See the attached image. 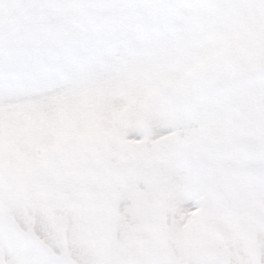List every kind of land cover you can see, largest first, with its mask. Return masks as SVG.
I'll return each instance as SVG.
<instances>
[{
    "label": "snow or ice",
    "instance_id": "snow-or-ice-1",
    "mask_svg": "<svg viewBox=\"0 0 264 264\" xmlns=\"http://www.w3.org/2000/svg\"><path fill=\"white\" fill-rule=\"evenodd\" d=\"M42 3L0 7V208L7 216L0 231L30 232L26 239L70 264H264V186L249 187L221 150L232 136L223 115L173 118L180 94L142 82L135 60L107 78L72 73L40 91L22 83L28 65L19 38L41 25L63 27L39 15ZM69 7L95 14L86 32L74 33L76 50L60 54L84 68L116 50L146 55L167 42L155 26L190 22L193 12L216 21L215 47L240 58L252 52L264 65V0H72ZM240 12L243 18L225 19ZM248 106L255 125L240 136L264 150V91L253 90ZM130 165L137 177L130 190L105 193ZM41 215L65 237L59 253ZM19 264H45V257L33 248Z\"/></svg>",
    "mask_w": 264,
    "mask_h": 264
},
{
    "label": "clouds",
    "instance_id": "clouds-1",
    "mask_svg": "<svg viewBox=\"0 0 264 264\" xmlns=\"http://www.w3.org/2000/svg\"><path fill=\"white\" fill-rule=\"evenodd\" d=\"M72 0H43L39 13L50 22L60 21V30H50L41 25L35 32L19 38L15 47L23 54L28 67L22 83L34 91L44 87H55L58 77L78 74L81 79L96 80L107 78L122 70L129 60L139 65L137 72L142 82L148 81L159 86L161 94H180L181 105L171 109L173 118H198L204 112L223 115L230 123L232 136L221 150L230 152L235 164L236 175L248 186H264V150H258L251 136L241 137L240 131L254 128L252 109L248 106L253 90L264 91V65L252 60L253 53L237 57L228 48H217L211 38L212 25L216 21L201 12H193L191 21L182 18L169 19L166 25L155 26L154 31L165 34L166 43L159 48H150L146 55L133 56L116 50L101 64L84 68L75 59L68 60L61 53L76 50V31L86 32L95 14L69 7ZM0 7L7 8V0H0ZM244 13L226 14L225 19L236 21ZM166 131V128H162ZM186 163H196L189 158ZM133 166L120 170L115 180L104 187L107 194L130 190L136 179ZM18 212L23 215L21 205ZM7 216L0 208V223ZM40 223L55 235L59 250L64 247L65 237L47 215H41ZM30 232L21 233L14 226L0 231V264H19L21 253L37 248L45 257V264H70L62 253L54 254L46 245L32 243L26 237ZM69 235V241H75ZM8 260L5 261L4 257Z\"/></svg>",
    "mask_w": 264,
    "mask_h": 264
}]
</instances>
